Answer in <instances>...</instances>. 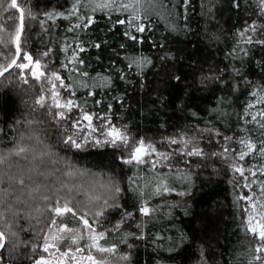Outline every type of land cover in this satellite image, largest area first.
I'll use <instances>...</instances> for the list:
<instances>
[{
  "label": "trees",
  "instance_id": "trees-1",
  "mask_svg": "<svg viewBox=\"0 0 264 264\" xmlns=\"http://www.w3.org/2000/svg\"><path fill=\"white\" fill-rule=\"evenodd\" d=\"M13 1L0 0V72L22 24L0 77V264H249L230 159L264 213V1ZM38 64L133 145L209 137L175 170L76 148L16 98ZM81 219L105 229L98 250L43 247L53 220Z\"/></svg>",
  "mask_w": 264,
  "mask_h": 264
},
{
  "label": "rangeland",
  "instance_id": "rangeland-1",
  "mask_svg": "<svg viewBox=\"0 0 264 264\" xmlns=\"http://www.w3.org/2000/svg\"><path fill=\"white\" fill-rule=\"evenodd\" d=\"M259 1L263 2L264 0ZM38 67L30 71V76L35 78L38 83L31 88L24 86L14 91L16 98L23 108L38 114L48 125L56 123L58 132L64 134L66 141H70L76 148L116 146L123 150L124 158L128 162L149 165L153 169L175 170L188 167L186 166L190 161L188 157L200 154L202 147H198V145L201 146L198 142L201 141V138L209 137L207 133L200 132L196 134V139L181 138L177 140L178 145L181 146L179 151L181 155L172 154L176 151L174 145L177 142L175 141L169 146L163 144L145 145V147L133 145L121 128L110 125L107 119H103L101 116L87 114L80 110L70 97L71 94L64 81L57 76H44L40 64ZM186 155L188 157H185ZM239 157V154L231 155L230 162L235 161L234 165L232 162L230 166L235 168L237 173L235 186L243 230L250 252L249 264H264V213L258 207L259 194L256 197L254 191L250 190L248 186L244 177L247 175L245 173L247 168L243 166V160ZM67 211L70 209L66 205L58 206L54 210L55 218L64 215ZM143 212L147 213V209L144 208ZM104 234L105 229L91 226L86 219H81L80 226L71 228L59 225L56 220H53L45 234L43 247L52 250L62 242L68 241L70 246L98 250V242ZM105 253H109V251H105ZM111 255L114 261L110 264H127L126 256L115 253ZM47 261L50 260H46V263ZM51 264H55V262Z\"/></svg>",
  "mask_w": 264,
  "mask_h": 264
},
{
  "label": "water",
  "instance_id": "water-1",
  "mask_svg": "<svg viewBox=\"0 0 264 264\" xmlns=\"http://www.w3.org/2000/svg\"><path fill=\"white\" fill-rule=\"evenodd\" d=\"M13 6L15 7V0L13 1ZM20 19H21V18H20ZM21 30H22V24L20 23V29H19V32H18V35H17L16 41H15V47H16V49H17V55H16V58H15V60L13 61V63H12L7 69H5V70H3V71L0 72V77H1L2 75L6 74V73L12 68V66L17 62V60H18V57H19L18 40H19V37H20V34H21ZM93 264H95V263L93 262Z\"/></svg>",
  "mask_w": 264,
  "mask_h": 264
}]
</instances>
